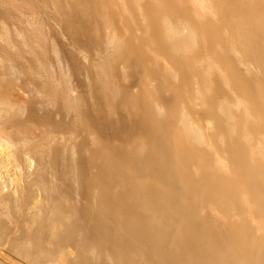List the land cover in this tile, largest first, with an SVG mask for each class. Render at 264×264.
I'll return each mask as SVG.
<instances>
[{
    "label": "bare ground",
    "instance_id": "obj_1",
    "mask_svg": "<svg viewBox=\"0 0 264 264\" xmlns=\"http://www.w3.org/2000/svg\"><path fill=\"white\" fill-rule=\"evenodd\" d=\"M43 1L115 52L74 125L38 116L22 50L1 61L0 264H264V0Z\"/></svg>",
    "mask_w": 264,
    "mask_h": 264
},
{
    "label": "rangeland",
    "instance_id": "obj_2",
    "mask_svg": "<svg viewBox=\"0 0 264 264\" xmlns=\"http://www.w3.org/2000/svg\"><path fill=\"white\" fill-rule=\"evenodd\" d=\"M43 2L0 0V76L2 77L4 73L13 76L10 74L12 72L10 62L6 61L3 68L1 61L7 59L8 54H13L10 61L14 62V53L22 50L20 58H15L21 69L19 81L22 90L30 91L32 98L30 101L34 104L38 116L52 111L54 123L74 125L75 111L64 106V98L74 104L82 102L92 113L102 106L97 99V91L102 83L98 66L114 54V44L108 39V29L98 30L95 26L93 31L95 34L99 33L100 38L97 40V36L91 35L95 38L91 41L88 35L81 33L79 39L82 42L90 41V45L79 46L58 19L60 14L55 11L53 4L45 10ZM116 35L119 36L118 32ZM27 43L29 45L26 46ZM8 51L10 52L7 53ZM117 67L116 75H119L117 79L120 84L130 88L132 86L133 90L138 91L139 80L135 83V77L127 75L131 68L124 63H119ZM151 84L157 85L158 82L153 80ZM16 88L9 91L12 92ZM62 91H65L64 95L61 94ZM58 92L60 95L56 94ZM163 94L164 97H169L171 93L167 90ZM52 95L59 97V104H52L50 98ZM112 115L118 120L121 113L115 111ZM194 117L201 120L205 131L209 132L208 119L203 117V113L196 112ZM85 136L87 140L83 147L87 149L92 145V137L87 133ZM60 147L63 148L64 145L61 144Z\"/></svg>",
    "mask_w": 264,
    "mask_h": 264
}]
</instances>
